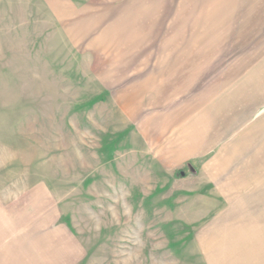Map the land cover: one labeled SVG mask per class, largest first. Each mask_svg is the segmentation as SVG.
I'll return each mask as SVG.
<instances>
[{"label":"rangeland","instance_id":"obj_1","mask_svg":"<svg viewBox=\"0 0 264 264\" xmlns=\"http://www.w3.org/2000/svg\"><path fill=\"white\" fill-rule=\"evenodd\" d=\"M22 195L0 264H205L212 204L264 218V0H0V198Z\"/></svg>","mask_w":264,"mask_h":264},{"label":"crops","instance_id":"obj_2","mask_svg":"<svg viewBox=\"0 0 264 264\" xmlns=\"http://www.w3.org/2000/svg\"><path fill=\"white\" fill-rule=\"evenodd\" d=\"M207 136L208 140L212 141L211 124L208 127ZM191 140L193 141L194 139L191 138ZM202 140L203 138L198 134V138L194 142V146L196 147L197 145L196 150L200 149L199 145L202 144ZM203 141H206V139L204 138ZM210 167H212V163ZM210 169L212 171V168ZM212 198L226 197L217 196L215 192H212ZM23 199L24 196L22 195V198H20V202L22 203L19 204L17 201L14 204L15 206L11 207L10 205H6L2 198H0V246L7 244L12 246L10 242H3L1 232L9 230V224H19L21 217L22 223L24 217L22 214L24 212L21 211L19 214V208L23 210ZM235 205L231 202L223 207L212 204V218L209 219V225L204 228L197 240V246H199L200 251L203 253L205 264H259L256 259L259 254V247L257 246L259 237L251 236L247 232L262 231V223L264 228V218L261 219L256 214V209L261 205V202H254L252 208L247 207V209L243 207V203L241 208H237ZM246 205H249V203H246ZM256 216L258 220L253 221ZM256 224H260L258 225L260 229H257L258 227L254 229L253 226ZM20 228L23 229V226Z\"/></svg>","mask_w":264,"mask_h":264}]
</instances>
